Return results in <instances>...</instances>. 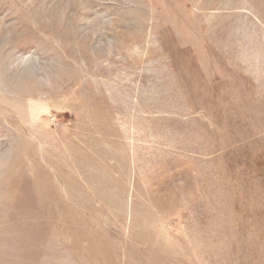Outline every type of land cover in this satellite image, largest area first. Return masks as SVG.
<instances>
[{
	"label": "rangeland",
	"instance_id": "374dc122",
	"mask_svg": "<svg viewBox=\"0 0 264 264\" xmlns=\"http://www.w3.org/2000/svg\"><path fill=\"white\" fill-rule=\"evenodd\" d=\"M0 264H264V0H0Z\"/></svg>",
	"mask_w": 264,
	"mask_h": 264
}]
</instances>
